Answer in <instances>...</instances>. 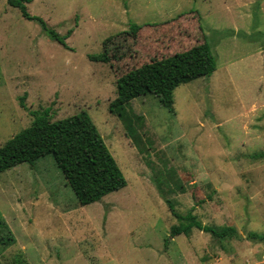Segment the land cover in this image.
Wrapping results in <instances>:
<instances>
[{
	"label": "rangeland",
	"instance_id": "rangeland-1",
	"mask_svg": "<svg viewBox=\"0 0 264 264\" xmlns=\"http://www.w3.org/2000/svg\"><path fill=\"white\" fill-rule=\"evenodd\" d=\"M27 10L35 19L0 0V147L37 116L86 112L127 186L82 206L50 155L0 173V237L14 238L0 243V264H264V240L250 236H264V157H254L264 153V0H34ZM203 43L217 70L180 85L174 113L151 94L110 111L120 77ZM104 52L108 63L89 58ZM174 212L235 232L172 238Z\"/></svg>",
	"mask_w": 264,
	"mask_h": 264
},
{
	"label": "trees",
	"instance_id": "trees-1",
	"mask_svg": "<svg viewBox=\"0 0 264 264\" xmlns=\"http://www.w3.org/2000/svg\"><path fill=\"white\" fill-rule=\"evenodd\" d=\"M7 1L20 9L25 18L35 19L27 10V4L34 0ZM40 22L45 26L42 20ZM140 28L136 24L132 25L133 32ZM47 32L51 39L65 45V37L53 30ZM89 58L103 63L110 62V57L105 52L90 55ZM216 69V59L208 43L160 60L154 59L117 80V97L110 103V111L120 115L125 104L151 94L159 99L163 107L174 113V91L180 85L212 76ZM48 155L55 159L82 206L100 202L110 193L127 186V180L115 158L86 112L56 121L48 119L47 114L37 116L31 126L0 147V173L22 164L33 166L37 160ZM254 157H264V153ZM168 205L173 211L170 201ZM174 215L180 223L171 227L172 238L180 234L187 235L193 228L210 232L217 237L230 236L235 232L232 227L217 229L204 226L191 213L182 216L174 212ZM0 225H3L2 222ZM250 236L264 240V236ZM0 243L6 246L13 244L14 238L10 234L6 238L2 236Z\"/></svg>",
	"mask_w": 264,
	"mask_h": 264
},
{
	"label": "crops",
	"instance_id": "crops-1",
	"mask_svg": "<svg viewBox=\"0 0 264 264\" xmlns=\"http://www.w3.org/2000/svg\"><path fill=\"white\" fill-rule=\"evenodd\" d=\"M217 70V69H216Z\"/></svg>",
	"mask_w": 264,
	"mask_h": 264
}]
</instances>
